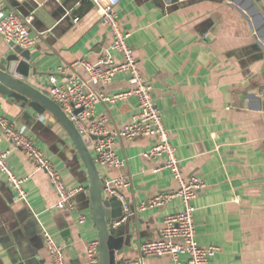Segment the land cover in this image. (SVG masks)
Returning a JSON list of instances; mask_svg holds the SVG:
<instances>
[{
    "label": "crops",
    "instance_id": "crops-1",
    "mask_svg": "<svg viewBox=\"0 0 264 264\" xmlns=\"http://www.w3.org/2000/svg\"><path fill=\"white\" fill-rule=\"evenodd\" d=\"M9 1L15 7L6 0V11L34 16L30 37L36 42L29 49V83L48 95L50 74L63 64L82 60L97 64L103 54L122 59L112 50V34L101 24L90 0ZM247 3L180 0L168 5L165 0H120L117 8L143 77L153 86L183 175L197 176L206 184L194 206L198 243L218 249L209 264H264V60H254V35L239 12ZM12 52L0 35V67ZM78 72L88 78L84 69ZM127 86L126 77L119 75L98 89L112 94ZM246 95L260 97L262 108ZM137 112L138 102L132 98L97 105L95 118L108 117L112 130ZM0 115L34 139L67 186L83 187L89 182L71 138L51 113L39 114L0 94ZM151 144L144 138L116 141L117 154L127 160V166L110 174L131 177L132 187L125 195L134 210L178 188L169 171H155L163 159L143 158ZM0 150H12L8 165L25 179L28 195L27 202L17 201L7 176L0 172V264H52L43 230L62 246L67 264H88L87 245L99 241L89 188L83 187L75 198L74 210H58L54 205L59 196L47 174L37 171L5 138H0ZM179 210L181 202L176 199L163 208L128 215L124 252L117 256L120 264L139 259V243L158 239L165 217ZM81 216L86 217L85 223H80ZM182 261L186 263L187 257ZM143 264L175 263L170 257H147Z\"/></svg>",
    "mask_w": 264,
    "mask_h": 264
},
{
    "label": "built area",
    "instance_id": "built-area-1",
    "mask_svg": "<svg viewBox=\"0 0 264 264\" xmlns=\"http://www.w3.org/2000/svg\"><path fill=\"white\" fill-rule=\"evenodd\" d=\"M90 1L99 13L101 24L112 34V50L122 59L115 60L108 54H103L97 64L82 60L59 66L50 74L49 96L75 123L87 145H92L90 151L103 179L104 197L106 199L116 197L124 203L125 216L120 222H115L114 227L125 222L128 215L160 209L176 199L181 202V210L165 217L158 239L139 243L140 258L127 259L122 264H143V259L147 257H170L175 264H209V258L218 249L202 247L198 243L194 206V200L198 193L206 188V184L197 176L186 178L182 173L176 148L164 124L162 111L154 100L153 86L144 79L135 51L129 44L130 32L123 28L118 18L117 8L120 0ZM33 21V15L21 17L15 11H6V0H0V35L5 41L15 43L26 50L31 49L36 42V39L30 37ZM80 68L87 73V79L79 74ZM119 75L126 77L128 84L126 90L107 94L98 89L112 84ZM132 98L138 102V112L120 128L111 130L106 116L95 118L97 105L115 104ZM0 138H5L14 150L24 153L37 171L47 174L59 196L54 208L58 210L76 208L75 198L84 191L83 188L67 186L53 161L45 155L34 139L20 130L12 120L1 115ZM140 138L152 141L149 150L142 154L143 158L147 161L163 159L161 166L155 171H169L178 188L175 191L161 193L141 203L134 210L126 204L125 195V191L132 187L131 177L112 176L110 170H119L127 166V160L121 159L117 154L116 141H133ZM11 151L0 150V172L7 176L16 192L17 201L27 202L25 179L17 177L8 165ZM79 221L85 223L86 217L81 216ZM43 238L52 264H67L64 249L48 231L43 230ZM98 247V241H92L87 245L88 264H99ZM182 257H187L186 263L182 261Z\"/></svg>",
    "mask_w": 264,
    "mask_h": 264
},
{
    "label": "water",
    "instance_id": "water-1",
    "mask_svg": "<svg viewBox=\"0 0 264 264\" xmlns=\"http://www.w3.org/2000/svg\"><path fill=\"white\" fill-rule=\"evenodd\" d=\"M179 1L165 0L168 5L178 4ZM226 1L241 5L242 0ZM8 2L13 8L15 7L9 0ZM247 2L246 5H242L239 12L248 22L254 35L255 44L252 46L256 53L254 60H264V7L262 0H247ZM10 47L13 52L2 61L3 66L0 67V94L17 99L39 114L51 113L65 129L79 154V159L86 169L85 175L89 180V182L83 183V187L89 188L93 221L99 231V264H120L117 256L124 252L127 226L123 222L118 227H114V223L120 222L124 218V203L116 197L110 199L104 197L103 179L85 138L60 105L54 102L47 93L29 83L31 51L23 49L15 43H10ZM246 99L256 102V108H262L260 97L246 95Z\"/></svg>",
    "mask_w": 264,
    "mask_h": 264
}]
</instances>
